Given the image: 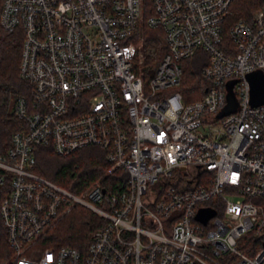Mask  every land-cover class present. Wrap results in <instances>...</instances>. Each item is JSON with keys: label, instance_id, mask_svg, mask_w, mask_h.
I'll return each mask as SVG.
<instances>
[{"label": "built area", "instance_id": "2783aa9c", "mask_svg": "<svg viewBox=\"0 0 264 264\" xmlns=\"http://www.w3.org/2000/svg\"><path fill=\"white\" fill-rule=\"evenodd\" d=\"M232 2L0 0L1 27L23 35L30 87L0 153V264H264V103L252 104L248 80L264 73V6L231 23L227 44ZM144 22L167 44L151 73L135 41ZM198 49L210 83L187 101L182 62ZM233 80L237 110L218 117ZM93 145L107 151L110 173H128L127 189L96 181L76 193L38 171L42 146L68 156ZM75 205L105 219L86 251L42 248ZM203 207L217 211L206 223L196 218Z\"/></svg>", "mask_w": 264, "mask_h": 264}, {"label": "trees", "instance_id": "16d2710c", "mask_svg": "<svg viewBox=\"0 0 264 264\" xmlns=\"http://www.w3.org/2000/svg\"><path fill=\"white\" fill-rule=\"evenodd\" d=\"M261 6H264V0H233L225 27V43H231L228 36L231 23L241 18L251 22L254 12ZM148 15L147 9L144 12V19ZM136 37L143 45L145 69L151 73L155 71L167 51L164 31L160 28H151L144 22ZM22 49L21 32H8L0 25L1 154L7 152L11 145L12 134L19 125V120L13 111L14 101L19 95L30 93L29 84L20 76ZM209 60L208 52L198 49L193 56L182 62L183 79L178 89L187 101L197 100L205 93L210 81L203 74V69L209 64ZM37 159L38 171L42 175L76 193L88 188L96 181H100L110 193H119L128 186V173L123 169L110 173L111 165L107 160V151L99 146H88L68 156L58 155L51 146H42L38 151ZM7 192L6 188L0 187V206ZM104 224L105 219L91 209L75 205L45 233L40 245L42 248L72 246L85 252L93 233ZM2 241L5 244L6 241Z\"/></svg>", "mask_w": 264, "mask_h": 264}, {"label": "water", "instance_id": "95a60500", "mask_svg": "<svg viewBox=\"0 0 264 264\" xmlns=\"http://www.w3.org/2000/svg\"><path fill=\"white\" fill-rule=\"evenodd\" d=\"M248 80L251 86V102L254 105H259L264 103V73L261 70L254 71L248 75ZM236 80H233L229 83V93L227 96L228 105L225 109L219 114L218 117L227 115L233 111L237 110L238 104L236 96L232 90ZM217 214V211L211 207L200 208L196 218L203 223H206L210 218L214 217Z\"/></svg>", "mask_w": 264, "mask_h": 264}, {"label": "rangeland", "instance_id": "374dc122", "mask_svg": "<svg viewBox=\"0 0 264 264\" xmlns=\"http://www.w3.org/2000/svg\"><path fill=\"white\" fill-rule=\"evenodd\" d=\"M135 41L137 42V44L138 45H140V47H141V49H142V51H143V45H142V43H140V39L137 37L136 39H135ZM143 55H144V53H143ZM220 128H219V125H216V126H214V129L213 128H211V125H209V124H206L205 126H204V130L206 131V133H212L213 135H214V137H217V136H220L221 134H219L218 133V130H219ZM87 208V207H86ZM1 213V212H0ZM1 215V214H0ZM0 218H1V223H0V232L3 234V233H5V224H4V221H3V218L0 216Z\"/></svg>", "mask_w": 264, "mask_h": 264}]
</instances>
